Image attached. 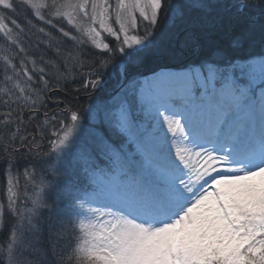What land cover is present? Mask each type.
Here are the masks:
<instances>
[{"label":"snow or ice","instance_id":"6c2138e0","mask_svg":"<svg viewBox=\"0 0 264 264\" xmlns=\"http://www.w3.org/2000/svg\"><path fill=\"white\" fill-rule=\"evenodd\" d=\"M0 171V264H264V0H0Z\"/></svg>","mask_w":264,"mask_h":264},{"label":"rangeland","instance_id":"374dc122","mask_svg":"<svg viewBox=\"0 0 264 264\" xmlns=\"http://www.w3.org/2000/svg\"><path fill=\"white\" fill-rule=\"evenodd\" d=\"M161 24H163V23H161ZM165 24H166V26H168V22L165 21ZM161 27H164V26L161 25ZM109 39H111V38H109ZM149 55H146L144 57L149 58ZM185 57H188V58H185ZM185 57L183 59L178 60V61H183L182 63L176 64V63H174V62H177L176 60L171 61V60H173V59H171L170 60L171 62H165V61L162 62V61L158 60L159 58H157L156 56H152V57H150L151 59H149L150 65L148 66V69L152 68L151 73L145 72V70H146L145 68H140L141 67V61H139L137 63H129L126 65V67H127V71H128L129 76L134 75L138 79H144L146 77H150L155 72H159L161 70L178 71V70L172 69V68L173 67H179V65L189 63L193 60H196V58H197L196 56L190 57L188 55ZM115 66H116L115 68H114V66L112 68H110L108 70V73L106 74L107 75V85L105 87V91L102 90L101 93L99 94V96H102V98L103 97L107 98L112 92H114L116 90V86H117L118 81L121 80V68L123 67V65L118 63ZM88 103H89V101L86 103L85 108L88 107ZM181 103H182L181 101H177L176 105L178 106ZM92 126H93L92 122L89 121L88 119H85L83 135L81 137L83 142L88 141V139H89L88 132ZM23 164H24V162L21 161V168H20L21 173L23 172ZM23 183H24V180H23V177L21 176V185H22L21 190H23ZM4 187H5V178H4L3 172L0 171V198L3 197ZM29 191H31V187H29ZM2 239H3V237L0 236V240H2Z\"/></svg>","mask_w":264,"mask_h":264},{"label":"trees","instance_id":"16d2710c","mask_svg":"<svg viewBox=\"0 0 264 264\" xmlns=\"http://www.w3.org/2000/svg\"><path fill=\"white\" fill-rule=\"evenodd\" d=\"M167 22V21H166ZM161 23H163V24H161L162 26H164V28H166L167 26H166V24H165V20H163L162 19V21H161ZM166 26V27H165ZM194 56V55H192L191 53H186L185 55H184V57L185 56ZM152 56H154V55H152V54H150L149 55V58H147V57H144L142 60H141V67L140 68H145L146 70H145V72H150L151 70H152V68H150V69H148V66L150 65V61H149V59H151L150 57H152ZM183 56L180 58V59H183L184 58ZM185 58H188V57H185ZM180 59H173V60H171V59H158V60H160V61H165V62H171V61H174V60H176L177 62H179L178 60H180ZM171 60V61H170ZM130 69V68H129ZM80 86V84H79V82L77 83V85H70V88H75V87H79ZM83 95V94H82ZM82 95L80 96V97H78V98H76V97H73L72 95H69V97H68V99L69 100H71V101H73V102H75V100L76 99H79V103H80V105L83 107V108H85L86 107V101L88 100V98H85V96L84 97H82ZM61 98H63V94H61ZM92 128V127H91Z\"/></svg>","mask_w":264,"mask_h":264},{"label":"flooded vegetation","instance_id":"af4514ba","mask_svg":"<svg viewBox=\"0 0 264 264\" xmlns=\"http://www.w3.org/2000/svg\"><path fill=\"white\" fill-rule=\"evenodd\" d=\"M49 103H51V101Z\"/></svg>","mask_w":264,"mask_h":264}]
</instances>
